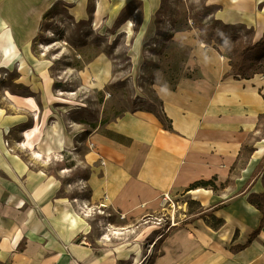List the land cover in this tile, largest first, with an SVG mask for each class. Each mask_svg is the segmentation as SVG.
<instances>
[{
    "label": "rangeland",
    "instance_id": "374dc122",
    "mask_svg": "<svg viewBox=\"0 0 264 264\" xmlns=\"http://www.w3.org/2000/svg\"><path fill=\"white\" fill-rule=\"evenodd\" d=\"M159 1L158 12L149 15L142 13L141 2L136 0L126 5V0H81L73 7L59 0L36 23L33 21L29 29L31 43L27 48L31 63L30 67L26 65V71L30 76L24 79L18 75V71L23 74L25 69L24 64V68H19L20 62L16 63L15 74L0 73V90L8 87L16 94L38 100L42 97L50 102L49 113L58 122L80 125L77 140L81 155L86 151L84 143L93 138L99 179L104 176L102 168L113 160L111 155H103V150H125L133 142L117 132L127 116H139L173 131L159 93L175 91L183 79L198 78L200 65L211 66L215 59H220L231 68V76L264 80V44L255 47L264 41V25L256 30L248 25L237 28L226 24L216 18L217 8L209 0ZM34 26L40 29L37 35L32 34ZM42 45L50 47V52L43 51ZM244 47H250L251 51L240 61L234 55L236 49ZM238 61L241 67L239 72H234L232 64ZM45 83L51 85L48 99L42 94ZM0 93L7 96V92ZM53 122L54 119L49 120L48 124ZM131 125L134 126L130 122L125 127ZM5 146L13 152L8 140ZM251 152V147H243L239 161L231 170L233 175L225 183L218 185L217 179L203 180L181 194L163 193L154 204L144 205L139 214L127 218L97 201H90L85 185L87 173H81L85 178L79 179L78 190H72L71 174H61L66 169L55 165L57 176L54 169L50 178L60 186L56 213L69 215L71 220L66 224L79 228L80 235L76 238L79 245L88 244L97 256L113 258L115 264L139 261L158 264L169 244L173 246L188 239L192 252L185 258L191 264H232L234 256L251 245L249 241L258 230L245 243H237L239 230L229 222L232 202L247 198L248 188L260 182L263 193L250 194L248 199L252 206L264 208V161L248 179L245 176ZM60 161L70 165L67 158ZM128 164L129 160L122 165L125 172ZM83 166L82 157L81 169ZM237 176L242 179L238 180L239 186H235ZM199 182L210 184L191 190ZM229 186L232 189L225 191ZM257 195L260 197L256 200ZM76 201L88 204L92 210L90 217L82 215ZM25 203L20 205L23 207ZM106 226L122 229L125 235L111 236L110 241H105ZM176 257L174 254L173 264L183 262Z\"/></svg>",
    "mask_w": 264,
    "mask_h": 264
},
{
    "label": "crops",
    "instance_id": "0c3cea01",
    "mask_svg": "<svg viewBox=\"0 0 264 264\" xmlns=\"http://www.w3.org/2000/svg\"><path fill=\"white\" fill-rule=\"evenodd\" d=\"M60 1L71 7L81 3ZM130 1L126 0L124 5ZM136 1L141 2L142 13L158 12L159 0ZM209 2L217 8L216 18L226 24L263 28L264 0ZM29 8L30 4L23 0H0V73L15 74L16 63L20 62L19 68L25 69L23 74L18 71V75L24 79L30 76L26 68L31 63L27 48L31 27L23 21ZM15 14L22 19L21 27L15 25ZM20 29L28 33L23 43L17 33ZM215 60L214 65H200L198 78L183 79L175 91L159 93L173 131L139 116L126 117V123L120 124L117 132L133 142L125 150H103V155H111L113 160L102 168L101 179L96 177L93 138L84 143L86 151L81 155L79 124L58 122L49 113L50 102L42 97L38 100L16 94L8 87L0 90L7 92V96L0 93V264H115L113 258L97 256L88 244L79 245V228L66 224L71 220L69 215L56 213L60 186L50 177L54 169L57 176L58 167L66 169L61 174H71L72 190H78L79 179L85 178L81 173H87L85 185L90 201L114 209L123 218L139 214L144 205L154 204L163 193H184L195 182L217 179L218 185L225 183L231 179V170L245 145L252 148L245 171L248 179L264 158V80L235 78L229 65ZM50 87L45 83L42 90L47 99ZM53 119V124H48ZM130 122L133 128H126ZM7 140L13 152L5 146ZM62 158H67L70 165H63ZM128 160L125 172L122 165ZM55 165L59 166L53 169ZM234 178L235 186H239L238 180L242 179ZM247 191L248 195L262 194L263 186L254 182ZM248 195L233 201L231 206L229 222L239 230V244L250 239L263 220ZM22 202H26L23 207ZM190 244L189 239L169 244L158 264H173L174 254L177 260L183 259L179 264H191L185 258L192 252ZM232 264H264V229L248 248L234 256Z\"/></svg>",
    "mask_w": 264,
    "mask_h": 264
},
{
    "label": "bare ground",
    "instance_id": "6f19581e",
    "mask_svg": "<svg viewBox=\"0 0 264 264\" xmlns=\"http://www.w3.org/2000/svg\"><path fill=\"white\" fill-rule=\"evenodd\" d=\"M58 1L59 0H30V2H29V0H27V1L23 0L24 4H27V3L30 4V8H29V11L27 13V18L25 20L23 19V21L27 22V27L28 28L31 27L33 25V21H34V23H36V21H38L41 18V16L44 14V12L46 10L54 7ZM20 19H21V17L19 16V14H15L13 16V20L15 21V25L18 26L19 24H21L22 19L21 20ZM19 26L21 27L22 25H19ZM39 31H40V29L38 28V26H34L32 29V34L37 35L39 33ZM17 33H18L19 37L22 39L21 42L23 43L25 41L24 37L26 35L28 36V33L26 34L24 32V30H22V29L17 30ZM27 36L25 39H27ZM12 48L13 47H10L11 50H13ZM41 48L46 53L50 52V47L42 45ZM6 50H8V48ZM76 202L78 203V207L82 210L81 211L82 215L84 217H90L92 210L89 208L88 204L87 203L82 204V203H79L78 201H76ZM104 230H105V236L103 237V240H105V241H110L111 236H123V235H125V233H123L124 231L122 229H115V228H112L111 226H108V227L106 226ZM151 254H152V251H151L150 255ZM136 264H144V263L139 261Z\"/></svg>",
    "mask_w": 264,
    "mask_h": 264
},
{
    "label": "trees",
    "instance_id": "16d2710c",
    "mask_svg": "<svg viewBox=\"0 0 264 264\" xmlns=\"http://www.w3.org/2000/svg\"><path fill=\"white\" fill-rule=\"evenodd\" d=\"M226 27L224 28H228L230 26H227V25H224ZM237 28H239L240 26H236ZM221 38V37H219ZM264 44V41H261L259 42L255 47L258 48L260 46H262ZM251 51V48L250 47H244V48H239V49H236V54L234 55V57L236 58V55H237V58L241 61L245 58V56ZM238 61L237 63H233L232 64V67H233V71L234 72H239L238 69H240L239 67H241V62ZM236 74V73H235ZM242 79H251V78H245V77H242L240 76ZM238 77V74L235 78H240ZM263 161H264V158H263ZM210 182H199V183H196L195 185L192 186L191 190H197L199 188H204L206 186H209ZM260 196L257 195V197H255V199L257 200ZM257 210H259L262 215H263V220H262V223L260 225V227L258 228V230L253 234L252 238L250 239L249 241V245L253 242V240L260 234V232L264 229V208L258 206L257 204H253Z\"/></svg>",
    "mask_w": 264,
    "mask_h": 264
}]
</instances>
